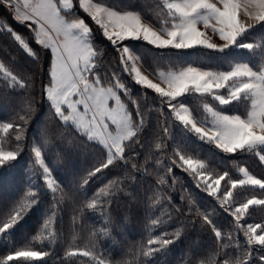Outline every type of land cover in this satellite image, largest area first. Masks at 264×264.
Masks as SVG:
<instances>
[{
	"label": "snow or ice",
	"instance_id": "obj_1",
	"mask_svg": "<svg viewBox=\"0 0 264 264\" xmlns=\"http://www.w3.org/2000/svg\"><path fill=\"white\" fill-rule=\"evenodd\" d=\"M0 12V264H264V0Z\"/></svg>",
	"mask_w": 264,
	"mask_h": 264
},
{
	"label": "trees",
	"instance_id": "obj_2",
	"mask_svg": "<svg viewBox=\"0 0 264 264\" xmlns=\"http://www.w3.org/2000/svg\"><path fill=\"white\" fill-rule=\"evenodd\" d=\"M0 17H2V12H0ZM8 23H10L18 31H21V32L25 31L22 25L18 24L11 18H9ZM3 40L4 38L0 37V43H3ZM38 90H39V84L37 83V91ZM37 99H39V96H37ZM68 159L71 161L75 158L70 156ZM236 160L239 164H243L244 166H247L253 174L257 176L264 175V166L260 164L257 157L241 156V157H236ZM77 163L79 166H86L84 165L82 159L80 161H77ZM179 174H180L179 171H177V175ZM118 210H122V209L114 208L113 215H115ZM262 216H264V213H260L258 210L257 213L255 214L254 220L249 221V222L259 223ZM66 227L67 225L65 224V228ZM113 235L116 236V242L113 243L112 240H106L105 246L111 249L112 255L116 259H121L124 256V254L127 252V249L130 245H132L135 242L140 241L142 238L146 239V236L143 235V227L140 224L139 220H132L128 224L127 229L123 231V235H116V233H113ZM193 239H197V237L194 236ZM199 239H202L204 241V246L208 247L209 241H210L209 236L200 237ZM3 254H6V249H0V255H3ZM208 255H211V253H208Z\"/></svg>",
	"mask_w": 264,
	"mask_h": 264
}]
</instances>
